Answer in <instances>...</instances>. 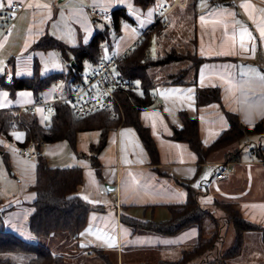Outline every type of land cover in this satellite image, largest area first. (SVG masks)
Returning a JSON list of instances; mask_svg holds the SVG:
<instances>
[{
  "label": "crops",
  "instance_id": "1",
  "mask_svg": "<svg viewBox=\"0 0 264 264\" xmlns=\"http://www.w3.org/2000/svg\"><path fill=\"white\" fill-rule=\"evenodd\" d=\"M13 2L24 3V9L17 16L11 34L0 41V51L5 49L8 54L5 72L0 74L7 84L14 76H31L34 62L38 63L42 75L63 69L65 65L58 51L35 50L34 46L45 36L68 47L88 44L97 32L106 28L100 26L105 20L90 15L91 9L110 13L124 8L135 22L134 25L123 23L118 39L109 31L110 45H102L101 57L131 48L161 20L166 29L151 36L150 56L152 46H155L156 56L175 46L180 50L192 46L191 51L205 61L195 74L191 71L190 76L184 78L189 82L194 77L195 84L166 85L165 79L158 81L160 73V77L167 79L187 69L185 63H171L156 69L153 104L138 112L140 123L148 129L157 149L156 164L151 162L137 132L130 126L120 124L108 132L98 152L95 148L101 140V131H83L77 135L74 148L65 141L43 144L35 161L17 155V143L24 141L25 134L12 131V140H3L2 145L10 169H17L22 178L17 181V195L6 202L0 199L6 231L27 242L39 241L27 228L34 211L35 193L31 188L36 182L39 155L44 156L51 167L77 166L82 170V183L74 195L93 210L83 229L69 239L75 248L74 255L97 257L102 261L99 255L106 254L117 264L172 262L169 260L172 250L182 254L197 243L198 226L165 236L136 230L122 219L167 221L171 209L186 202L187 187L196 192L200 207L209 211L217 224L223 220L224 227L229 225L222 205L231 204L243 220L264 228V150L255 145L256 139L264 133L245 135L238 142L212 150L203 160L186 142L172 138L173 131L183 127L181 113L197 119L199 140L204 149L229 128L224 110L238 116L248 127L264 119V80L260 79L264 77V37H261L264 0H181V4H174L161 19L159 15L173 0H155L146 8L133 0H0V8ZM245 30L242 40L241 32ZM48 59H56L57 63L42 72L41 66ZM163 71L166 73L162 74ZM213 87L220 89V103L198 106L196 89ZM53 92L52 85L40 97L49 99ZM0 93L8 97L7 92ZM16 97L12 105H0V111H14L36 100L31 91H20L13 99ZM247 136L250 137L245 139ZM235 153L238 154L232 172L223 179H216L219 166L227 161L228 155ZM93 163L97 165L98 174ZM211 227L208 223L204 225V238L213 234ZM57 255L73 264L67 255Z\"/></svg>",
  "mask_w": 264,
  "mask_h": 264
},
{
  "label": "trees",
  "instance_id": "2",
  "mask_svg": "<svg viewBox=\"0 0 264 264\" xmlns=\"http://www.w3.org/2000/svg\"><path fill=\"white\" fill-rule=\"evenodd\" d=\"M141 8H146L154 3L155 0H133ZM109 27L106 26L102 32H97L90 42L80 47H68L52 37H43L35 46V50H56L60 53L65 67L60 71H53L42 75L38 63L34 62L32 74L29 77H12V81L7 84L4 78L0 77V91L7 92L9 98H14L20 91H31L37 99L42 93L49 89L57 79H62L64 85L70 88L79 82L84 73V62L88 61L94 64L101 57L102 45H110V33H113L115 39L121 34V25L128 23L134 25L135 22L129 16L124 8H117L110 13ZM164 22L158 20L152 27L149 34L144 35L139 45L133 47L131 53L126 55L120 64L121 71L130 79L135 80L140 85L139 92H132L129 95L121 97L124 107L123 126H130L135 129L141 139L151 162L156 164L158 154L155 144L147 128L142 126L138 119V112L153 104L152 91L156 87L155 79L150 73L151 69L176 63L184 58L172 48L164 55L152 57L148 54L151 46V36L162 33L166 27ZM190 65L195 74L199 65L205 59L199 58L195 53L191 54ZM72 62V64H71ZM187 77L185 70L176 75L168 76L164 81L166 85L195 84L193 77L189 82L184 81ZM196 103L198 106H205L211 103H220V89L197 88ZM226 118L229 122V128L223 132L216 141L204 149L199 140L198 125L196 118H189L181 113L183 127L180 130H174L172 138L176 141L186 142L190 148L199 156L200 160L214 149L224 147L241 140L248 134H263L264 119L257 122L254 126L248 127L241 123L238 116L226 112ZM48 119V121L46 120ZM14 122V125L11 124ZM120 125L113 121L105 113H95L86 117H78L72 108L66 104H58L55 113L50 116L39 115L37 117L29 114H18L17 110L0 111V159H2L7 170L10 171V164L7 153L4 151L2 141H11L10 133L12 131H22L25 134L24 141L17 143L18 146H25L33 143L37 153L43 144H51L59 141H65L70 147L74 148L77 135L83 131L98 130L101 131V140L95 148L98 152L107 140V134L115 130ZM237 154L228 155L227 161H235ZM98 174L97 165L94 164ZM36 182L32 186L35 193L33 202L34 211L29 216L27 228L31 235L38 240L41 237L55 236V234H65L68 238H75L86 224L87 216L93 210V207L75 196L77 187L82 183V170L80 167L58 168L51 167L47 159L39 155L36 165ZM187 199L183 205L171 209L170 218L164 222L155 221H137L125 219L134 229L146 230L157 234L172 236L190 226H198L199 239L190 249L185 250L179 260L167 262L160 261L157 264H228L232 258L240 255L243 249L244 238L242 233L247 231H258L261 233L264 243V228L250 222H246L240 216L238 209L231 204H223L225 217L228 224H232L235 231V241L232 248L221 254L209 258L210 254L215 252L216 245L213 239L218 238L220 233L215 232L212 240L205 239L203 236L204 225L206 223L214 225L218 231L216 220L213 215L200 207L196 199V192L187 187ZM220 238V237H219ZM37 243L27 242L10 231H6L3 225V211H1L0 201V264H21L14 263L3 258L4 254H22L29 255L31 258L23 264H68L62 256L55 255L45 246ZM103 264H117L115 259L109 255H99Z\"/></svg>",
  "mask_w": 264,
  "mask_h": 264
},
{
  "label": "built area",
  "instance_id": "3",
  "mask_svg": "<svg viewBox=\"0 0 264 264\" xmlns=\"http://www.w3.org/2000/svg\"><path fill=\"white\" fill-rule=\"evenodd\" d=\"M174 4H181V0H173L172 5L163 10L158 18L165 16ZM23 9L24 3L21 2H13L0 8V41L11 34L16 18ZM90 15L99 20L110 19L109 12L100 9H91ZM136 45H139V41L122 53L113 52L106 57H100L91 70L70 88L64 85L62 79H57L53 84L54 92L51 98L39 97L30 105L18 108V114H29L34 117L50 116L55 113L58 104H66L78 117L105 113L113 121L123 123L124 107L121 97L139 92L141 89L139 83L126 76L119 66ZM11 124L14 125V122ZM16 153L27 161H35L38 156L33 143L18 146ZM232 170L233 162L226 161L219 166L215 178L223 179Z\"/></svg>",
  "mask_w": 264,
  "mask_h": 264
},
{
  "label": "rangeland",
  "instance_id": "4",
  "mask_svg": "<svg viewBox=\"0 0 264 264\" xmlns=\"http://www.w3.org/2000/svg\"><path fill=\"white\" fill-rule=\"evenodd\" d=\"M100 26L104 28L105 26H109V23L107 21H101ZM175 47L177 48V51L181 54V56L184 58V60L179 61V63H185L187 66H189L191 63L190 62L192 56L191 54L194 53L193 51H191L192 46H187V47L184 46L185 48L183 49L181 48V50L180 48L178 49V46ZM151 49H152V57H155L157 54L155 46H152ZM7 60H8L7 51L5 49H2L0 51V74L5 72ZM56 63H57L56 59L53 60L48 59L47 61H44L43 65L41 66V71L45 72L47 68H50L52 66L54 67ZM83 65H84V71H83L84 74L88 73L93 66V64L88 61L84 62ZM163 67L164 66H161V68ZM188 68L189 67L185 69V72L187 73V77L190 76L191 74V69ZM156 69L157 68L150 70V73L152 74V77H154V79L156 78L155 75L158 73L156 72L157 71ZM164 72L165 71H163L162 74L166 73ZM160 76L158 81H160V79L166 80V78ZM22 100H24V97H22ZM14 101H17V97L13 99L7 96L5 97L4 93H0V105L9 106L12 105ZM46 120L48 121V119ZM249 137L250 136H247L245 139ZM245 141L246 140H244L243 142ZM256 144L258 145V147H261L264 150V135L263 137L256 139L255 145ZM21 178L22 177L18 173L17 169H11L10 171H8L2 159H0V199L3 202L10 200L14 195H17L19 193V184L17 181L18 179ZM215 225L219 227L218 231H216V229H214L212 225L211 229H214L213 230L214 232L211 236L207 237V239L212 240L215 232L217 233V237H218V233H220V238L215 237V239H213L216 248H215V252L210 254L209 258H212L214 257V255H218L225 251L230 250L235 241V231L232 224H229L227 227H224L223 220H221L220 222H218V224L216 223ZM242 235L244 238L243 249L240 255L236 258L230 259L228 261V264H264V243L262 241L261 233L258 231H247V232H243ZM69 239L70 238L66 237L65 234L59 233V234H55V236H50L48 238L41 237L39 239L40 243L38 244L41 245L43 244L47 246L51 250V252L55 255L57 254L67 255L68 260L73 264H102V261H100L97 257H95L94 259H89L87 258L86 255H74L75 248L74 245L71 244ZM180 253L181 252L179 251L172 250L170 252L169 260L170 261L179 260L181 255ZM2 257L10 260L11 262L21 263V264L26 263L31 258V256L29 255H22V254H4ZM194 264H196V262Z\"/></svg>",
  "mask_w": 264,
  "mask_h": 264
},
{
  "label": "snow or ice",
  "instance_id": "5",
  "mask_svg": "<svg viewBox=\"0 0 264 264\" xmlns=\"http://www.w3.org/2000/svg\"><path fill=\"white\" fill-rule=\"evenodd\" d=\"M245 7H247L246 5H244ZM246 33V30L244 32H241V39L243 40V37ZM249 35V37L251 36L250 33H247ZM261 37H264V30H261ZM243 47V44L241 45ZM245 51H247V48H244ZM260 79L264 80V77H261ZM19 139V136L17 137Z\"/></svg>",
  "mask_w": 264,
  "mask_h": 264
}]
</instances>
